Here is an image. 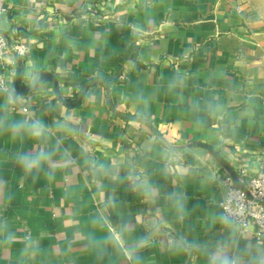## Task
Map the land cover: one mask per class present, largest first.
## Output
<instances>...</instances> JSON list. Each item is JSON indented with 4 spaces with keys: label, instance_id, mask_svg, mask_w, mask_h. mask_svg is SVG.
<instances>
[{
    "label": "crops",
    "instance_id": "obj_1",
    "mask_svg": "<svg viewBox=\"0 0 264 264\" xmlns=\"http://www.w3.org/2000/svg\"><path fill=\"white\" fill-rule=\"evenodd\" d=\"M0 31L30 46L3 64L0 264H264L219 206L264 167V36L240 0H7ZM35 120L40 139L12 127Z\"/></svg>",
    "mask_w": 264,
    "mask_h": 264
},
{
    "label": "built area",
    "instance_id": "obj_2",
    "mask_svg": "<svg viewBox=\"0 0 264 264\" xmlns=\"http://www.w3.org/2000/svg\"><path fill=\"white\" fill-rule=\"evenodd\" d=\"M238 10L240 11V7ZM6 11L7 0H0V20ZM29 51L30 46L27 43L17 41L11 44L6 33L0 31V92L9 91L8 79L3 71V64L7 57L11 53L18 57H26ZM12 104L15 108L14 102ZM141 120L140 122L152 129L158 137L151 122L145 119ZM223 187L224 195L219 206L224 217L233 220L239 234H244L250 227H254L255 240L264 241V167L251 177L243 188L238 186L231 176L223 180Z\"/></svg>",
    "mask_w": 264,
    "mask_h": 264
},
{
    "label": "clouds",
    "instance_id": "obj_3",
    "mask_svg": "<svg viewBox=\"0 0 264 264\" xmlns=\"http://www.w3.org/2000/svg\"><path fill=\"white\" fill-rule=\"evenodd\" d=\"M33 79H35V77H33ZM8 102H15L11 94L9 95ZM12 127L17 131H19L20 129H27L33 139H40L46 132L44 124L39 120H35L30 124L27 122L17 123L14 124ZM57 127L61 130H67L71 132V129H67V126L64 124L58 123ZM53 154L54 153L45 151L43 148H41L40 151L34 157L24 155L21 156L19 159L25 171L31 172L33 169L38 170L42 164L50 162ZM180 209L181 211L183 210V205H180ZM112 239L114 240L115 237H112ZM214 264H235V262L227 256H222L218 257L217 260L214 261Z\"/></svg>",
    "mask_w": 264,
    "mask_h": 264
},
{
    "label": "rangeland",
    "instance_id": "obj_4",
    "mask_svg": "<svg viewBox=\"0 0 264 264\" xmlns=\"http://www.w3.org/2000/svg\"><path fill=\"white\" fill-rule=\"evenodd\" d=\"M248 16L255 21L264 36V0H240Z\"/></svg>",
    "mask_w": 264,
    "mask_h": 264
},
{
    "label": "water",
    "instance_id": "obj_5",
    "mask_svg": "<svg viewBox=\"0 0 264 264\" xmlns=\"http://www.w3.org/2000/svg\"><path fill=\"white\" fill-rule=\"evenodd\" d=\"M16 56V55H15ZM17 58H20V57H18V56H16ZM139 121H142L141 119H139ZM158 137L160 138V140H161V142L163 143V144H166L165 143V141L163 140V138L158 134ZM238 186H240V187H244V185H239V184H237Z\"/></svg>",
    "mask_w": 264,
    "mask_h": 264
}]
</instances>
